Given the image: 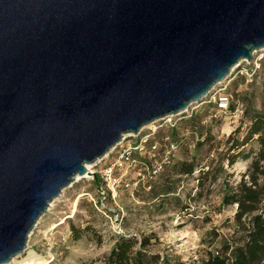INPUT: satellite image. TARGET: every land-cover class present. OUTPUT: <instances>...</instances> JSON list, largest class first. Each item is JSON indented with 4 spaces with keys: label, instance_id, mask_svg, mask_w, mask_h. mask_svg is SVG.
<instances>
[{
    "label": "water",
    "instance_id": "water-1",
    "mask_svg": "<svg viewBox=\"0 0 264 264\" xmlns=\"http://www.w3.org/2000/svg\"><path fill=\"white\" fill-rule=\"evenodd\" d=\"M264 49V0H0V264L124 135Z\"/></svg>",
    "mask_w": 264,
    "mask_h": 264
},
{
    "label": "rangeland",
    "instance_id": "rangeland-1",
    "mask_svg": "<svg viewBox=\"0 0 264 264\" xmlns=\"http://www.w3.org/2000/svg\"><path fill=\"white\" fill-rule=\"evenodd\" d=\"M213 93L218 100H227L220 105L225 109L218 110L217 99L210 103L209 97L188 110L193 118L179 122L176 134V140L183 138L179 165L149 180L150 191L147 184L135 191H121L115 203L105 206L103 215L91 203L98 178L92 182L89 175V179L71 183L37 221L23 256L33 251L48 264H103L117 238L128 237L148 239L146 250L158 258L152 264H163V259L168 264H204L215 252L224 253L225 247L230 255L242 246L247 219L237 225L236 206L222 207L221 201L225 188L249 182L250 164L259 146L256 137L246 142L244 138L253 113L264 114V60L259 62L253 54L251 62L241 63ZM166 135H170L166 129L159 133V137ZM119 148L95 163L91 174L98 177ZM237 153L235 163L228 165ZM181 164L192 165V174H180ZM115 214L119 216L116 221ZM71 227L80 231L77 240ZM118 227L121 233L115 230Z\"/></svg>",
    "mask_w": 264,
    "mask_h": 264
},
{
    "label": "trees",
    "instance_id": "trees-1",
    "mask_svg": "<svg viewBox=\"0 0 264 264\" xmlns=\"http://www.w3.org/2000/svg\"><path fill=\"white\" fill-rule=\"evenodd\" d=\"M176 134H173L174 138ZM254 137L259 149L250 164L249 182L241 181L236 188H225L221 201L222 207L236 206L234 220L237 225H241L243 219L249 220L247 228L244 229L245 240L230 255H226L229 247H225L224 253L216 252L218 255L210 256L204 264H264V181L260 184V180L264 178V114L258 112L253 113L244 140L250 141ZM180 146L181 143L178 145L179 153ZM239 155L237 153L230 157L228 165L234 164ZM176 165H179L178 162L174 166ZM178 171L180 174L191 175L193 166L181 164ZM257 212L260 213L256 214ZM71 232L75 240L80 237V231L74 227H71ZM148 245L147 238L137 241L135 238L118 237L103 264L156 263L158 258L148 253ZM162 262L168 264L166 259Z\"/></svg>",
    "mask_w": 264,
    "mask_h": 264
},
{
    "label": "built area",
    "instance_id": "built-area-1",
    "mask_svg": "<svg viewBox=\"0 0 264 264\" xmlns=\"http://www.w3.org/2000/svg\"><path fill=\"white\" fill-rule=\"evenodd\" d=\"M257 58L259 62L264 60V49L257 54ZM213 94L209 96L212 98L209 100L210 103L217 99ZM217 101L219 103L217 105L218 110H224L226 106L220 105H222V102L227 103V100L217 99ZM188 113L187 110L180 116L169 117L151 126H146L137 135H128L134 138L135 142L125 143L126 138H123L109 151L106 157L120 147L115 158L110 164L105 165L101 169L98 177L90 174L92 182H94L93 179L98 178L97 183H99L95 188L94 196L96 198L91 199L95 210L105 215L107 210L105 206L108 203H113L121 191H135L141 186L146 187V184L147 190L150 191L149 180L156 178L168 168H172L179 161L178 145H180L183 138H180L181 141L176 140L173 134L179 132V122L193 118L192 114L187 115ZM162 129L169 131L170 135L159 137ZM103 159L97 161L96 164H99ZM118 217L117 214L112 216L115 221ZM248 222L249 220L247 219V224ZM115 230H117V233H121L119 227L115 228ZM214 255L217 256L218 253L215 252Z\"/></svg>",
    "mask_w": 264,
    "mask_h": 264
},
{
    "label": "bare ground",
    "instance_id": "bare-ground-1",
    "mask_svg": "<svg viewBox=\"0 0 264 264\" xmlns=\"http://www.w3.org/2000/svg\"><path fill=\"white\" fill-rule=\"evenodd\" d=\"M240 65V64H239ZM235 68H233L231 70V73L234 71ZM129 137L128 135H124L122 136V139L123 138H127ZM106 157V156H105ZM104 157V158H105ZM97 162V161H96ZM95 162V163H96ZM92 166H94V164H91V165H86L85 168L87 170V174L83 177V178H79L78 176L74 178V183L75 182H78L79 180L81 179H89V175L92 173L91 169H92ZM70 188V186L68 187ZM67 189V188H66ZM65 189L62 190V193H61V196L62 194L64 193ZM60 196V197H61ZM59 198L57 200H54L52 201L50 204H49V208L52 207L53 203L58 201ZM49 210V209H48ZM7 264H48L47 260L42 257V256H39L37 255L36 253H34L33 251H28V253L26 254V256H20V257H17V258H14L12 259L9 263Z\"/></svg>",
    "mask_w": 264,
    "mask_h": 264
}]
</instances>
